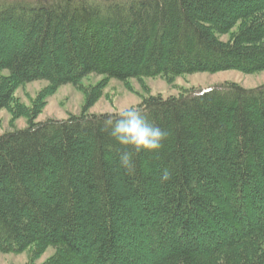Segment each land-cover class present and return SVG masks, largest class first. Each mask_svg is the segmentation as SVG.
I'll list each match as a JSON object with an SVG mask.
<instances>
[{
	"label": "trees",
	"instance_id": "trees-1",
	"mask_svg": "<svg viewBox=\"0 0 264 264\" xmlns=\"http://www.w3.org/2000/svg\"><path fill=\"white\" fill-rule=\"evenodd\" d=\"M229 69L264 70V0H0V111L28 118L0 134V251H30L24 264H264V85L143 97L169 135L134 153L131 174L105 130L115 112H85L109 79ZM92 74L104 79L85 111L34 121ZM36 80L48 84L26 107L15 91Z\"/></svg>",
	"mask_w": 264,
	"mask_h": 264
},
{
	"label": "rangeland",
	"instance_id": "rangeland-1",
	"mask_svg": "<svg viewBox=\"0 0 264 264\" xmlns=\"http://www.w3.org/2000/svg\"><path fill=\"white\" fill-rule=\"evenodd\" d=\"M227 39V35L222 36ZM104 79L103 75L92 74L83 79L81 86L66 84L59 87L41 101L44 104L41 112L34 121L42 122L48 119H66L70 115H78L84 109L88 89L94 88ZM236 82L246 88L264 85V70L254 73H245L237 69H229L218 72H196L183 74L168 82L163 77H147L139 81L131 78L128 81L109 79L103 83L101 95L92 103L86 113H116L118 110L137 106L143 97L147 95L162 94L164 97L178 95L187 88L209 87L221 82ZM48 84L47 80H36L20 85L15 91V98L26 107H32L39 100V94ZM42 96V95H41ZM41 100V98H40ZM38 103V102H37ZM37 105V104H36ZM35 105V106H36ZM28 125V118L20 116L12 117L7 109L0 111V134L5 131ZM54 252V247L47 250L36 260L41 263ZM30 259V251L21 253H3L0 251V264H24Z\"/></svg>",
	"mask_w": 264,
	"mask_h": 264
},
{
	"label": "clouds",
	"instance_id": "clouds-1",
	"mask_svg": "<svg viewBox=\"0 0 264 264\" xmlns=\"http://www.w3.org/2000/svg\"><path fill=\"white\" fill-rule=\"evenodd\" d=\"M113 116L116 118L113 119ZM105 130L124 150L120 153L121 165L131 174L134 172V153L140 151H159L163 148L168 131L149 121L144 111L136 106H129L109 114L104 120ZM171 173L165 169L161 182L170 179Z\"/></svg>",
	"mask_w": 264,
	"mask_h": 264
}]
</instances>
